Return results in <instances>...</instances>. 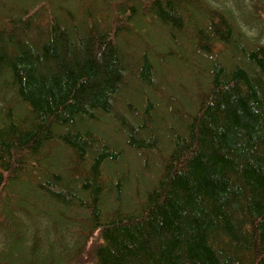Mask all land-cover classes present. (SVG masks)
Returning <instances> with one entry per match:
<instances>
[{"label": "trees", "instance_id": "trees-1", "mask_svg": "<svg viewBox=\"0 0 264 264\" xmlns=\"http://www.w3.org/2000/svg\"><path fill=\"white\" fill-rule=\"evenodd\" d=\"M0 264H264V0H0Z\"/></svg>", "mask_w": 264, "mask_h": 264}, {"label": "rangeland", "instance_id": "rangeland-1", "mask_svg": "<svg viewBox=\"0 0 264 264\" xmlns=\"http://www.w3.org/2000/svg\"><path fill=\"white\" fill-rule=\"evenodd\" d=\"M65 1V0H64ZM67 1V0H66ZM79 1L80 0H74V2H76V3H79ZM85 1V0H84ZM58 2V1H57ZM74 4V3H73ZM153 29V32L155 33V37L158 39V40H160V41H162L161 42V44H160V46L161 47H170V45H169V43H168V40H167V33L165 32H163L162 30H160L158 27H156V26H153L152 25V28H151V30ZM208 29H209V27H208ZM143 32H147L146 30H142ZM139 32V31H138ZM145 37H150V35L148 34V32L147 33H145ZM139 39L138 37H136V36H134L133 37V39ZM151 38V37H150ZM183 47H184V54L185 53H190L191 51H192V49H191V47H190V45L189 44H185V45H183ZM141 50H142V48H141ZM188 56H189V54H188ZM233 57V55H230V58H232ZM233 59V58H232ZM165 62V61H164ZM163 65H165L166 64V62L165 63H162ZM162 64H160V65H162ZM188 64V66H190V62H188L187 63ZM187 66V67H188ZM163 67H162V69L160 70H158V71H156V78L157 79H161V78H163V77H165L166 75H167V73L166 72H163ZM171 71H174L173 69L171 70ZM177 71V70H176ZM180 73H181V75L184 73V71H180ZM167 80H169V81H171V80H173V79H169V78H166ZM136 90V89H135ZM134 90V91H135ZM106 131H109V129H112V126L110 125V124H108L107 126H106ZM118 140V139H117ZM119 141V140H118ZM133 157H130V156H126V159H125V161L123 162V165L121 166V168H125L126 166H124V164H128V165H130L133 161H134V159H135V161H137L138 160V164H141V162H142V158L140 159V158H138V159H136V158H133Z\"/></svg>", "mask_w": 264, "mask_h": 264}]
</instances>
